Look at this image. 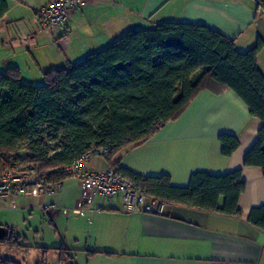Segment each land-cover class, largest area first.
<instances>
[{
	"label": "crops",
	"instance_id": "obj_1",
	"mask_svg": "<svg viewBox=\"0 0 264 264\" xmlns=\"http://www.w3.org/2000/svg\"><path fill=\"white\" fill-rule=\"evenodd\" d=\"M6 1L9 8L0 18V72L16 66L30 85H41L47 70L79 64L128 30L155 28L162 21L204 24L232 40L241 52L258 39L264 41V0H88L68 23L66 37L58 29L51 36L36 33L40 22L35 13L51 0ZM30 33L31 46L3 42ZM256 65L264 76V45ZM261 124L234 91L202 89L177 119L149 139L121 149L111 161L97 157L85 167L98 172L117 162L119 169L143 177L165 174L178 187L186 186L196 171L219 175L240 170L245 189L238 197L239 216L173 203L164 204L160 214L131 212L116 196L99 197L73 215L80 188L71 178L45 198L19 199H37L38 208L42 202L49 204L57 210L54 216L63 211L69 215L78 232L73 246L62 244L70 249L72 264H78V253L85 264H264V232L247 220L252 208L264 206V174L261 167L243 163ZM219 134L239 140L230 156L221 152Z\"/></svg>",
	"mask_w": 264,
	"mask_h": 264
},
{
	"label": "trees",
	"instance_id": "obj_2",
	"mask_svg": "<svg viewBox=\"0 0 264 264\" xmlns=\"http://www.w3.org/2000/svg\"><path fill=\"white\" fill-rule=\"evenodd\" d=\"M8 8L0 0V18ZM263 45L258 39L241 52L204 24L162 21L155 28L128 30L79 64L45 71L41 85L23 82L19 68L10 66L0 72V155L23 150L24 162L41 173L57 169L48 178L62 181L61 168L90 148L106 147L104 157L111 161L121 149L144 142L177 119L200 90L219 94L230 89L262 122L243 163L261 167L264 174V76L256 65ZM218 139L225 156L239 146L232 134ZM116 165L110 166L164 204L241 214L238 197L245 181L240 170L219 175L196 171L186 186L178 187L165 174L143 177ZM247 220L264 232V206L252 208ZM6 229L0 246L24 247ZM57 251L58 264H72L70 249L62 244ZM0 264L22 263L0 258Z\"/></svg>",
	"mask_w": 264,
	"mask_h": 264
},
{
	"label": "built area",
	"instance_id": "obj_3",
	"mask_svg": "<svg viewBox=\"0 0 264 264\" xmlns=\"http://www.w3.org/2000/svg\"><path fill=\"white\" fill-rule=\"evenodd\" d=\"M257 3L258 1L255 0ZM88 0H51L47 5L36 11L40 24L38 34L52 35L58 29L60 36L66 37L68 23L78 9L86 6ZM34 35L18 34L13 39L3 40L10 46L27 45L34 43ZM108 152L106 147H92L71 164L61 168L67 178L75 179L79 185V197L71 210L73 215L79 214L90 208L94 201L111 196L119 197L125 209L131 212L160 214L163 212L164 203L147 194L142 189L135 187L133 182L123 175L116 167L109 166L103 171L92 172L86 170V164L97 157H102ZM23 150L4 151L0 155V209H15L17 200L26 196L43 197L60 191L63 181L49 180V175L57 173V169H49L41 173L32 164L23 161ZM39 208L50 210L42 202Z\"/></svg>",
	"mask_w": 264,
	"mask_h": 264
},
{
	"label": "rangeland",
	"instance_id": "obj_4",
	"mask_svg": "<svg viewBox=\"0 0 264 264\" xmlns=\"http://www.w3.org/2000/svg\"><path fill=\"white\" fill-rule=\"evenodd\" d=\"M50 144L53 146L55 143ZM26 199H18V207L15 209H0V225L8 227L24 246H0V258L12 259L22 264H36L43 260L46 264H58L57 249L62 243L73 246V237L78 232L76 225L66 212L54 216L53 211L57 210L52 209L51 205L47 204L50 210H43L37 207V199L30 200L32 202ZM79 254L81 253L77 254V263L85 264V257Z\"/></svg>",
	"mask_w": 264,
	"mask_h": 264
},
{
	"label": "water",
	"instance_id": "obj_5",
	"mask_svg": "<svg viewBox=\"0 0 264 264\" xmlns=\"http://www.w3.org/2000/svg\"><path fill=\"white\" fill-rule=\"evenodd\" d=\"M6 232H7L6 227L5 226L4 227L0 226V238H3L4 235L6 234Z\"/></svg>",
	"mask_w": 264,
	"mask_h": 264
}]
</instances>
